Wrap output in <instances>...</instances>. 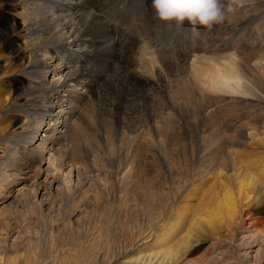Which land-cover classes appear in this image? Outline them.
I'll return each instance as SVG.
<instances>
[{"label": "bare ground", "instance_id": "1", "mask_svg": "<svg viewBox=\"0 0 264 264\" xmlns=\"http://www.w3.org/2000/svg\"><path fill=\"white\" fill-rule=\"evenodd\" d=\"M103 1L0 0L2 205L8 199L14 198V194H21L23 189L19 186L23 182L31 181L30 191L24 192L29 195L30 200L28 198L27 200L35 206L40 218L41 213L50 208L47 204L49 198L55 194L62 195L63 191L66 192L65 188H69V183L76 184L80 190L86 185L82 174L84 171L86 174L94 172L91 167L94 162L101 160L100 152L90 156L83 150L78 151L75 148L78 151L75 154V151H72V143L75 141L73 136L77 129L84 130L89 126L92 128L91 116L94 114L92 111L90 113L85 111L84 103L90 102L91 94L97 86L103 99L100 109L105 111L106 117L115 115L113 122L116 124L119 116L126 112L125 105L131 94L128 90L130 86L140 85L143 88L150 87L147 89H158L151 93L150 96L153 97L159 94V86L170 81L169 74L173 77L179 66H182L187 81L197 89L190 92L196 93L197 98L191 99V105L188 107L195 108L196 111V102L200 114V111L203 114L209 112L210 107H207V104L204 107L202 99L209 104L212 101L211 107H217L216 103L223 102L230 108L240 107L245 113L243 115H255L257 109L260 112L264 108V16L262 22L256 25L255 31L241 41L222 39L226 42H220L221 37L219 39L217 37L216 25L211 30L200 28L209 38L215 40L202 39V42L195 43L193 34L197 29H193V34L185 36L184 41H176L178 45L173 47L175 53L165 54L162 50L169 48L151 41L149 37L158 24L153 20L151 7L145 8L147 15L141 12L133 14L136 17L144 15L143 22L140 19L143 26L139 25L138 17H134L139 28L129 26L124 29L106 18L105 5L111 4H105L109 0L105 3ZM222 3L224 11L231 12V15L226 14L231 20L224 21L225 28L230 26L232 20L233 23L236 22L232 23L235 26L240 21L243 23L259 17L258 14L260 17L264 14V0H222ZM133 24L137 26V23ZM158 27L156 26L155 30L162 29L159 25ZM140 28L145 30L143 37L141 36L143 34H137V29ZM227 28L228 31L229 27ZM170 90L168 91L171 92ZM157 100L158 102H155L160 105L159 97ZM190 101L186 103L189 105ZM138 102L140 105V100ZM164 104L163 102L161 108L156 109L159 114L169 115L174 111ZM145 110L146 113L143 115H153V112ZM30 111L34 113L31 114ZM226 114L233 115L227 112ZM259 114H263V110ZM254 121V125L256 122H262L260 117ZM213 129H208L209 133L201 138L205 141L206 147L203 146L200 151L197 150L201 145L200 147L197 145L198 148L195 149L194 143L192 144L194 147L191 146L194 148L192 152L184 148L179 150L175 138L170 145L167 139L163 138L160 143H153L151 135V139H148L149 137L145 139L144 145H138L135 149H130L132 146L125 149V161L121 155L122 161L108 158L107 162L110 159L112 161L107 165L110 169H107L105 177L104 190L108 196V207L103 216L108 223L115 224L117 233L120 232L118 236L120 235L122 239V250L124 249L125 253L140 247L141 251L144 249L150 251L147 255H142L143 257L132 258L136 264H186L187 257L193 256L202 248L204 230H207L205 233L210 230L211 236L219 242L232 239L236 230L257 229L264 224V217L261 215L264 213V153L260 152V155L257 153L259 149L264 148V138L261 137L264 132L255 127L245 128L243 123L241 126L234 117L226 118L222 129ZM232 129L234 132H231ZM149 130L150 135L151 129ZM107 138L99 139L100 142H105L100 145L103 148L107 144ZM240 148L248 150H239ZM193 152H196L195 156ZM238 154L248 158L242 160ZM113 155L110 153L109 156ZM182 167L188 170L184 168V172ZM181 170L185 174L181 173ZM177 176L181 177L179 180L182 184L176 188L174 181ZM42 178L43 183H40L39 180ZM242 179H245V182L241 184V181H244ZM212 181L213 187L221 188L216 213L209 214L207 221L195 219L194 215L188 221L186 217L187 222H183L182 215L185 216L186 209L189 208V206L186 208L189 198ZM65 183L69 186L65 187ZM168 184L166 190L169 191L164 193L163 186ZM181 189L184 192L181 193ZM67 193L69 194L68 191L65 194ZM116 201L125 209L123 216L112 208ZM225 201L228 203L224 204ZM129 203H133L132 212L129 210ZM182 204L184 206H181ZM6 206L3 205L0 210H4ZM213 217L216 219L214 223L216 227H212L215 233L211 228L207 229L215 221ZM120 222L123 227L119 225ZM182 223L186 225L185 228Z\"/></svg>", "mask_w": 264, "mask_h": 264}, {"label": "rangeland", "instance_id": "2", "mask_svg": "<svg viewBox=\"0 0 264 264\" xmlns=\"http://www.w3.org/2000/svg\"><path fill=\"white\" fill-rule=\"evenodd\" d=\"M105 1L107 0H104L103 3H105ZM112 1L113 0L111 1L109 0V2H106L105 4L110 3L111 5L107 4L108 6L105 5L106 8H104V11H106L105 16L109 21L118 24L120 27L124 29L129 28V26H135L137 28H139V25L143 26L142 24L143 16L145 14L147 15L146 13L147 9L145 8L146 7L150 8V0H146V1L141 0V2L139 0H115L113 2ZM142 6L143 7L145 6V7L143 8ZM107 7L110 9L108 10ZM138 7L142 11L138 9ZM140 12L143 14L145 13V14L144 15L142 14L141 16L138 15L137 16L138 18H137L135 15H137L138 13L141 14ZM230 13L231 12H225V16L226 14L229 15ZM133 14L135 15L133 16ZM258 16L259 17L255 19L251 18V20L245 21L243 23L240 21L235 26L233 24L236 22L234 21L233 23V20H232L230 21L231 22L230 26H226V28L229 27L228 31L224 27L226 22L223 24V26L217 25V28L219 30L218 29L216 30V34L218 33V36H217L218 39L221 37L219 41L226 42L222 39H226V40L232 39V40L241 41L243 38H246L249 33H251L252 31L253 32L255 31L256 25L262 22L261 20L264 14H262V17H260V14H258ZM134 17L137 18V20L139 19L138 22H140L141 24L139 23L138 25V22ZM133 19L136 21H134ZM140 19L142 20V22L140 21ZM153 20L151 21L152 24H154ZM225 20H228V21L231 20L230 16H227ZM129 21H131L132 23L131 22L129 23ZM133 23L135 24L137 23V26L134 25ZM156 26L158 27V24L155 25V28H153V31H151V33L149 34V37H151L152 39L151 41H155L157 42V44L159 42L162 44L164 48L165 47H167V49L169 48L168 50H164V49L162 50L165 52V54L175 53V51H173L174 50L173 47L175 45H178L176 41H182V40L184 41L187 36L193 34L194 30H196V29L193 30L192 27L190 28L189 25L185 24L184 27L188 31L185 28H183V30H178V31L176 30L168 31L167 29L162 28L160 29L162 31L161 32L159 29L155 30ZM186 26H189V28ZM243 26L244 28H242ZM199 29L200 28H197V30L193 34L195 43L202 42L207 39L208 41L215 40V39L209 38V36L205 34V32L202 29L200 30ZM140 30L137 29V31L139 32V33L137 32L138 35L145 33V30L144 31L141 30L142 33ZM154 31L155 32L157 31V32L155 33ZM225 34L227 37L225 36ZM179 35H180V38L182 37V39L178 38ZM13 36L15 37V35ZM141 36L143 37L144 34ZM137 37L138 39H140L139 36ZM168 44L169 46H167ZM91 68L92 67H90V69ZM181 68L182 66H179L178 69L180 71L177 70L174 72L173 77H175V79L171 76L172 74L171 75L169 74L170 81L165 84L166 86L165 85H163L164 87L159 86V94L162 96H158L159 94L154 95L153 97L150 96L151 93L153 94L158 89H147L150 87L143 88V86H140V85L134 86V87L130 86L128 90L131 94L130 96H128L127 104L125 105L126 112L125 114L119 116L120 118L117 124L113 122L115 120L113 119L115 115L114 116L111 115L112 117H109L110 115L108 116L109 118H111L110 120L112 121L113 123L112 124L109 118L106 117L107 115L105 114V111L100 109L103 103V99L101 98V93L98 90V86L97 88H95V90L96 89L97 90L96 91L94 90V92H92L91 94L92 101L89 100L90 101L89 103L88 101L84 103L85 111L87 110L89 111V113L92 111L91 113L94 114V115L91 114L92 115L91 116V122H92L91 127L92 128H90L89 126V128L87 129L85 128L84 130L77 129L75 131V134H74L75 137L73 136V139L75 141H73L72 143L73 144L72 151H75V154H76V152L83 150V152L88 153L90 156L95 155L96 152L98 153L100 152L99 155L101 157V160L98 162H94L93 166L91 167L94 170L93 173L86 174V172L84 171L82 175L85 181L84 184L86 183V185L82 186L81 190L78 189L76 184L69 183L66 180L67 183L70 184V186L67 183H65L66 185L64 184L65 187L69 186V188H67L68 190L65 188L66 192L68 191L69 194L67 193L68 194L67 195L65 194L66 192L63 191L62 195L55 194L54 196H51V198H49V200L47 201V204L50 205L51 209L49 208V210H45L41 213V215L44 217L40 216L39 218V215L36 212L35 206H33L32 203H30L31 201H28L30 200L29 195L25 194L24 192V191H30L29 187H30L31 181L28 183L23 182L19 186V188L23 189L21 194L16 195L14 194L15 193L14 192L13 194L15 197L12 199H8V201H6V203L3 204L4 206L7 205L6 208L4 210H0V264H116V263L118 264L119 262H121L120 264H123L122 262H124V264H133V263L136 264L137 262L135 260L133 261L132 258L136 259L138 256L143 257L147 255L150 251L149 250L147 251V249H144L141 251V247H140L135 250L133 249V251L131 252L125 253V250L124 249L122 250V247H123L122 239H120L121 238L120 235L118 236L120 232L117 233V230H115L116 229L115 224L111 222L108 223L107 220H105V217L103 216L105 214V210H107V207H108V202H107L108 196L104 190L106 171L107 169L108 170L110 169V167H107L108 163L111 162L113 158L122 161V159H120L121 157L123 158V161H125L124 157L126 154V150L130 148L131 146L132 147L130 149H135L138 147V145H141V144L144 145L146 143L145 139H147V137H149L148 139H151L152 137L151 141L154 139L153 140L154 142L152 141L153 143L155 142L160 143L162 138L167 139V142L169 145L171 144V141L175 138L178 141V142L176 141V143L180 147V148L178 147L179 150L181 148L183 150L184 148L185 150H188V152H192L194 148L196 149L200 147L201 145L202 148L200 147L197 150V151H200L204 147H206V143L204 144L205 141L202 140L201 138L204 135H207V133H209V131L212 128H214L215 130L222 129L224 120L226 118L232 119L234 117V119H236L238 123H240L241 126L243 123V127L245 128L255 127L259 131L264 132V120H263L264 119V108L260 110V112L263 110V114H259L260 112L257 109V112L255 115H243L245 113L242 112L243 109L240 107L236 106V108H230V106L226 105L224 102L223 104L216 103L215 106L217 107L219 106V108L211 107L212 101L209 104L201 97L199 98L202 99L203 101L202 103L204 107L210 106L208 109L209 112L203 114V112L200 111L201 112L200 114L198 112L199 107L196 102L195 104H196V107L198 108V109L196 108V111L198 110L197 112L195 111V108L192 109V107H188L191 105L190 100L195 99V97L197 98L196 93H191L192 94L191 95L190 92H195L197 89L194 86H192L190 81H187V78L183 74V69ZM180 80L181 82H179ZM172 81L175 84H173ZM183 81L185 82L184 84H183ZM186 82L187 83L190 82V83L187 84ZM180 84L183 88L180 86ZM167 85L169 88L167 87ZM179 88L182 91H180ZM194 88L195 90H193ZM172 89L174 90L172 91ZM168 90H170L171 92H169ZM167 91L169 92V95L167 94L168 93ZM174 91H177V92H174ZM180 92H182L183 94L186 93L185 96L186 95L187 96L185 97ZM172 93H175V94L177 93V95L173 96ZM193 94L195 95L193 96ZM149 96L153 98L152 101L150 100L151 98ZM95 97L97 100L95 99ZM158 97L160 99V105L157 103ZM165 98L166 100H164ZM161 99L164 101H162ZM139 100L141 103L140 105L138 102ZM180 100H183V101H180ZM186 101H190L189 102L190 104L188 105L187 104L188 102L186 103ZM196 101L198 100L196 99ZM161 102L162 103L164 102L165 103L164 105L167 106L168 108L169 106L173 108L174 111L170 112L171 114L169 113V115L159 114V112L156 111V109L159 107L161 108V105H162ZM181 102L184 104V106ZM135 103L136 104L138 103V104L136 105ZM205 104L207 105L205 106ZM224 106L226 108H223ZM135 109H137V111ZM145 109L149 110V112L151 111L150 113L153 112L152 113L153 115L152 116L143 115L144 113H146ZM185 109H187L188 112ZM191 109L193 110L192 112H191ZM181 111H184V112L181 113ZM236 111H238L237 114H236ZM139 112H141L142 115ZM213 112L216 113V114L214 113L215 116L213 115ZM223 112L225 113V115ZM226 112L230 114L232 113L233 115L226 114ZM30 113L32 114L34 112L30 111ZM259 117H260V120H262V122L261 121L258 123L256 122V125H257L256 126L254 125L255 123L254 119L259 118ZM158 125L161 127H159ZM162 125H164V127H162ZM149 129H151L150 135H149V131H150ZM87 132L89 133L87 134ZM144 132H146L145 135H144ZM231 132H234V129H232ZM88 135L90 137H88ZM98 135L100 137L102 136L104 139L108 137L110 140L109 141L107 138L108 141L106 140L107 144L104 145V148L103 146H100V145H103L105 142L104 143H102V141L100 142L99 139H103V138L102 137L100 138ZM261 137L264 138V134ZM0 138H2V135L0 136ZM190 141H191L190 143L191 145L189 144ZM193 143H194V146L196 147L192 145ZM201 143H203V145ZM191 146L194 148H192ZM239 150H248V149L240 148ZM263 151H264V148L259 149L257 153L260 155V152L264 153ZM238 152L241 153L242 151H238ZM110 153L111 155L113 154L114 155L109 156ZM242 153H245V151ZM115 155L116 156L119 155V156L116 157ZM193 155L195 156L196 152H193ZM238 155H240L239 158H241L242 160H246L247 156L245 157L241 154H238ZM109 157L110 158L112 157V159H110L109 162H107ZM184 168L185 170L187 169L186 167H182V170ZM182 170H181V173L184 171ZM174 172H177V171H174ZM184 172L183 174H185ZM209 178L211 179L212 177H209ZM179 179H181V177L178 178L177 176V178L174 181L175 183L173 182L176 188L179 187L178 185L182 184L180 182L181 180ZM242 180L244 181H241V184L245 182V179H242ZM39 182L43 183V178L40 179ZM157 183L159 186V180L157 181ZM213 185H214V181L204 186L199 192H197L194 196H192L191 199L189 198L188 200L189 202L186 205L187 206L186 208H188V206L189 208L186 209L187 210L186 212L184 211L185 216L184 214L182 215V219H184L183 222L186 221V219L188 221L190 217L193 218L194 215H195V219H200L201 221H207V216L209 214L216 213L215 209L217 208V201L220 199V196H221L220 194L221 188L213 187ZM75 186L77 190L75 189ZM166 186L165 185L163 186L164 193L169 191V190H166L168 189L169 184ZM163 187L161 186L162 189ZM189 189L190 188H188V190ZM188 190H186V192H188ZM182 191L184 192V190L181 189L180 192L182 193ZM155 198H154V202L156 203ZM2 202H3L2 197H0V207L3 206L1 204ZM227 203L228 201L224 202V204H227ZM132 204L133 203H129L130 209L128 208L131 212H132V209H134V207L131 208L133 206ZM198 204H200V206H198ZM181 206H184V204H182ZM112 208L117 210V213H119L120 216H123L125 209L119 201L114 202ZM261 215L264 217V213H262ZM213 219L215 221L213 222L212 225H210L211 227L208 226L207 229L211 228V231L215 233L216 231L212 227H216V224H214L216 222V219L214 217ZM119 225L123 227L121 222L119 223ZM182 225L184 226L183 223ZM185 227L186 225L183 228ZM205 231L207 230H204L203 232L205 233ZM209 231L206 232L205 234L202 233L204 235L202 236L204 237L203 238L204 244L202 248L199 249L196 252V254H194L193 256L192 255L190 257L188 256L189 258L187 257L186 264H192V263L193 264H264V224L257 229L247 228V230H244V229L236 230L235 235L232 239H228L226 241L220 240L219 242H217L218 240L217 241L215 240L214 236H211ZM118 237L120 240L118 239ZM249 243L250 244L253 243L252 246L248 245ZM121 251L122 252L124 251V252L122 253ZM115 253L117 254V256ZM119 255L121 258L120 257L118 258Z\"/></svg>", "mask_w": 264, "mask_h": 264}, {"label": "clouds", "instance_id": "3", "mask_svg": "<svg viewBox=\"0 0 264 264\" xmlns=\"http://www.w3.org/2000/svg\"><path fill=\"white\" fill-rule=\"evenodd\" d=\"M150 7L154 20L168 31L182 30L185 24L211 30L226 19L222 0H150Z\"/></svg>", "mask_w": 264, "mask_h": 264}]
</instances>
